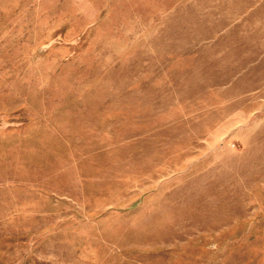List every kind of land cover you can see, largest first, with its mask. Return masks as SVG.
<instances>
[{"label":"rangeland","instance_id":"374dc122","mask_svg":"<svg viewBox=\"0 0 264 264\" xmlns=\"http://www.w3.org/2000/svg\"><path fill=\"white\" fill-rule=\"evenodd\" d=\"M0 264H264V0H0Z\"/></svg>","mask_w":264,"mask_h":264}]
</instances>
